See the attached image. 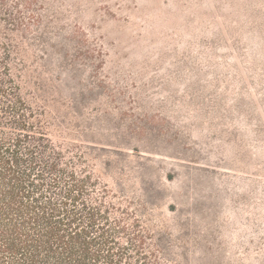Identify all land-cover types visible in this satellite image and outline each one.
<instances>
[{"label":"rangeland","instance_id":"1","mask_svg":"<svg viewBox=\"0 0 264 264\" xmlns=\"http://www.w3.org/2000/svg\"><path fill=\"white\" fill-rule=\"evenodd\" d=\"M48 3L19 62L69 122L55 144L168 236L166 264H264V0Z\"/></svg>","mask_w":264,"mask_h":264},{"label":"trees","instance_id":"2","mask_svg":"<svg viewBox=\"0 0 264 264\" xmlns=\"http://www.w3.org/2000/svg\"><path fill=\"white\" fill-rule=\"evenodd\" d=\"M48 1L0 0V264H166L168 236L117 202L83 152L58 147L69 122L23 93L19 60ZM81 32L65 40L81 48Z\"/></svg>","mask_w":264,"mask_h":264}]
</instances>
